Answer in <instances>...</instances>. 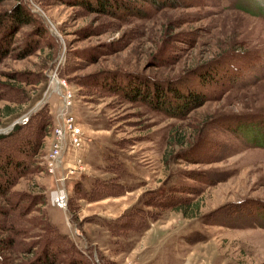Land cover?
I'll return each mask as SVG.
<instances>
[{"label":"rangeland","instance_id":"rangeland-1","mask_svg":"<svg viewBox=\"0 0 264 264\" xmlns=\"http://www.w3.org/2000/svg\"><path fill=\"white\" fill-rule=\"evenodd\" d=\"M23 1L49 33L32 54L0 62V133L45 107L50 123L31 171L10 190L43 194L42 210L67 245L56 264H264V130L238 128L264 121V0H127L139 12L119 18L76 0ZM207 62L235 76L205 86L207 100L182 118L90 84L113 70L173 80ZM60 94L81 141L66 143L50 170ZM78 159L83 172H67ZM63 171L64 209L50 203ZM95 181L106 188L88 200ZM127 211L131 225L114 227ZM35 234L16 237V255L0 249V259L21 264Z\"/></svg>","mask_w":264,"mask_h":264},{"label":"trees","instance_id":"trees-1","mask_svg":"<svg viewBox=\"0 0 264 264\" xmlns=\"http://www.w3.org/2000/svg\"><path fill=\"white\" fill-rule=\"evenodd\" d=\"M3 1L5 0H0V3ZM12 1L9 8L0 11V62L4 57L22 59L32 54L37 49L39 39L49 30L41 21L40 14L31 10L25 1ZM129 1L76 0L73 4L86 8L89 12L119 18L123 13L139 12ZM141 1L152 5L153 0ZM23 26H28L29 30L17 42L15 34ZM216 64L219 63H204L190 70L185 76L167 81L114 70L103 71L91 79L90 84L119 94L130 101L141 102L169 117L182 118L207 100L203 89L205 86L214 83L225 85L233 75V69L230 67ZM46 112L45 107L40 105L23 122L14 124L7 133H0V233L3 234V237H0V249L8 250L11 254L16 253L18 244L15 238L28 235L33 232V228L36 229V241L24 249L23 253L27 257L21 264H56L59 263V256L67 253V245L59 243L65 235L49 223L42 210L45 201L43 194L10 190L20 177L31 171L30 159L37 154L50 123ZM239 124L241 126L238 128L246 134L264 130V121L245 126L241 121ZM101 187L106 188V183L95 181L86 198L95 200ZM32 210H35L36 215L27 217ZM128 214L129 211L110 222L114 227H128L131 225V221L126 218ZM107 229L112 230L108 225ZM0 264H8L6 257L0 259ZM64 264L79 262L74 257H68Z\"/></svg>","mask_w":264,"mask_h":264},{"label":"built area","instance_id":"built-area-1","mask_svg":"<svg viewBox=\"0 0 264 264\" xmlns=\"http://www.w3.org/2000/svg\"><path fill=\"white\" fill-rule=\"evenodd\" d=\"M54 90L58 89V82L54 80ZM62 107L60 110V118H61V126L54 130L55 135L58 139V145L53 149V153L50 155V159L47 162L50 170H54L57 167L61 166V158L63 156V152L65 150V145L68 143L73 147H78L80 145V129L79 127L72 122V118L70 116L63 115V111L66 109L67 100L64 95L60 94ZM65 132L68 134L67 140L65 139ZM77 165H68L66 167L67 172L70 174H80L83 172L81 160L76 161ZM66 174L63 173L59 176V188L50 194V203L62 209L66 206V189H65V178Z\"/></svg>","mask_w":264,"mask_h":264},{"label":"crops","instance_id":"crops-1","mask_svg":"<svg viewBox=\"0 0 264 264\" xmlns=\"http://www.w3.org/2000/svg\"><path fill=\"white\" fill-rule=\"evenodd\" d=\"M95 203V202H94Z\"/></svg>","mask_w":264,"mask_h":264}]
</instances>
